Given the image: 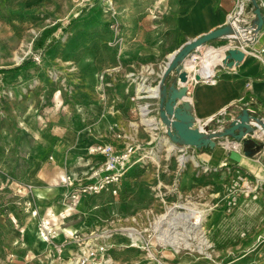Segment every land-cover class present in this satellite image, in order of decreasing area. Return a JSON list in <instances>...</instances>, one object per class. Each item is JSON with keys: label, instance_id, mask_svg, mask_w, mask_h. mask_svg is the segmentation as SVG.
<instances>
[{"label": "rangeland", "instance_id": "374dc122", "mask_svg": "<svg viewBox=\"0 0 264 264\" xmlns=\"http://www.w3.org/2000/svg\"><path fill=\"white\" fill-rule=\"evenodd\" d=\"M257 1L264 15V0ZM128 29L124 17L114 14L112 0H0V176L10 181L24 169L17 155L29 130V108L63 116L90 99L98 75L105 81L113 78L115 64L120 66L116 78L123 83L118 57ZM259 33L263 53L264 24ZM130 60L141 59L134 54ZM139 66L125 65L131 70L128 95L136 107H117L126 119L116 122L122 143L114 149L140 148L119 193L114 198L107 192L95 195L98 207L88 209L86 225L69 234L66 254L21 260L15 244L1 234L0 264L252 262L249 249L257 240L248 234L264 227V194H259L257 180L236 163L203 164L187 146L159 134L149 104L148 124L140 107L149 99L139 86ZM152 75L146 82L156 86ZM161 139L166 141L162 147ZM181 156L188 160L181 162ZM194 215L201 220L194 223Z\"/></svg>", "mask_w": 264, "mask_h": 264}, {"label": "crops", "instance_id": "0c3cea01", "mask_svg": "<svg viewBox=\"0 0 264 264\" xmlns=\"http://www.w3.org/2000/svg\"><path fill=\"white\" fill-rule=\"evenodd\" d=\"M112 4L114 14L118 12L124 17L130 32L129 38L120 44L122 54L118 57L125 72L123 83L116 78L120 66L115 64L110 69L113 78L105 81L98 75L90 99L81 100L77 107H69L63 116L51 114L48 117L46 113L40 114L36 107L29 108L25 116L29 130L20 139L17 155L18 165L24 169L10 181L0 176V235H8L21 260L66 254L69 234L73 236L86 225L84 214L88 209L98 207L96 198L99 196L91 195L81 197L70 210L67 199L69 186L64 179L86 175L102 164L105 155L95 150L98 145L115 147L122 143L117 138L120 132H116L115 127L120 117L125 121L126 115L123 111L122 116L117 107H136L132 96L128 95L127 87L131 81V70L128 69L132 65H140L139 73L145 82L153 80L152 74L158 82L171 55L189 40L227 23L237 25L235 27L239 31H242V26L248 29L254 18L251 0H112ZM240 5L244 9L238 15ZM259 34L242 31L240 37L249 41L240 45L229 36H221L199 46L188 57V61L194 62V68L184 69L189 72V81L193 83L187 98L196 118L195 125L207 126L209 130L223 129L243 109H247L250 116L264 121V52L260 53ZM231 47L245 51L244 57L233 64L224 58ZM134 54L141 59L137 63L130 60ZM209 54H216L211 65L206 61ZM197 71L202 74L198 81L193 78ZM209 73L214 76L213 82L204 80ZM146 97L152 116L159 120V126L154 128L168 137L158 117V98ZM148 135L147 141L151 133ZM246 137L263 143V147L259 149V145L250 143V151L255 153L247 155L242 142L235 141L232 136L217 138L214 147H187L199 162L209 166L236 163L257 180L261 187L259 194L262 195L264 131L259 127ZM232 149L241 155L239 161L230 157ZM89 201L93 203L91 208L87 205ZM50 213L54 215L50 216ZM46 218H50L57 229L56 234L49 238L39 232V224ZM248 237L257 242L249 249L252 262L243 264H264V227L250 231Z\"/></svg>", "mask_w": 264, "mask_h": 264}, {"label": "water", "instance_id": "95a60500", "mask_svg": "<svg viewBox=\"0 0 264 264\" xmlns=\"http://www.w3.org/2000/svg\"><path fill=\"white\" fill-rule=\"evenodd\" d=\"M254 6L253 22L247 27H240L243 32L250 31L256 34L264 24V15L261 6L257 0H251ZM229 36L237 45L243 42H248L249 39L241 38L240 31L232 23H227L217 29L209 31L193 40H189L180 47L165 65L158 83L156 85V93L154 97L158 98V117L165 126L166 134L170 141L181 146L214 147L216 139L226 136H232L235 141H241L243 150L247 155H253L255 151H250L249 144L259 145L263 147V143L256 142L251 137H246L248 134H254L256 129L261 127L264 131V121L250 116L247 109L235 118L229 125L219 130H209L207 126L200 127L195 125L196 118L192 112V105L187 96L193 86L192 81H189L188 71L184 69L191 66L194 68V62L188 61V57L194 53L199 46L221 37ZM245 55V51L240 47H231L228 53L225 54V60L230 59V63L240 61ZM192 63V64H188ZM195 80H201L202 74L197 71L193 74ZM185 98L180 103L179 99ZM159 122V121H158ZM157 125V123H156ZM230 157L234 160H240L241 155L235 149L230 150Z\"/></svg>", "mask_w": 264, "mask_h": 264}, {"label": "built area", "instance_id": "2783aa9c", "mask_svg": "<svg viewBox=\"0 0 264 264\" xmlns=\"http://www.w3.org/2000/svg\"><path fill=\"white\" fill-rule=\"evenodd\" d=\"M243 9V5H240L238 15L242 14ZM204 80L213 82L214 76L209 73ZM138 149H140L138 146L129 145L124 151H116L111 144L98 145L95 150L105 155L103 163L87 175L64 179L69 186L67 199L70 210L84 195H97L104 192L117 195L120 191L121 180L132 164L131 159ZM53 215L50 213V216ZM39 232L43 237L49 238L56 234L57 229L54 223H51L50 218H46L40 222Z\"/></svg>", "mask_w": 264, "mask_h": 264}, {"label": "bare ground", "instance_id": "6f19581e", "mask_svg": "<svg viewBox=\"0 0 264 264\" xmlns=\"http://www.w3.org/2000/svg\"><path fill=\"white\" fill-rule=\"evenodd\" d=\"M235 17V16H234ZM232 20H234L233 18H232ZM234 23V22H233ZM235 26H237V25H235ZM239 29V28H238ZM242 31H240V33H241ZM250 35V34H249ZM244 37V36H243ZM211 54V53H210ZM209 54V55H210ZM214 55H216V54H212V55H210V56H208L207 58H209V59H206V61L208 60L209 61V63H207L208 65H211V63H213L214 61H215V58H214ZM205 58V57H204ZM207 61V62H208ZM205 62V61H204ZM188 64H192V63H188ZM206 64V63H205ZM192 66H193V64H192ZM209 67V66H208ZM189 68H191V66H189ZM139 86H140V89L141 90H144V91H146L147 92V94L149 95V96H154L155 95V93H156V91H157V89H156V86L155 85H151V84H147L146 82H145V80H143V81H141V83L139 84ZM148 104H145L144 106H142V114H143V116H144V119L146 120V122L148 123V124H152V120L148 117H146L145 118V116L148 114V111H149V108H148V106H147ZM206 123V122H205ZM165 139H161V141L159 142V145H160V147H162L164 144H165ZM181 162H186L187 160H188V158L187 157H185V156H181ZM201 220V218H199V217H197L196 215H194V220H193V222L194 223H197L198 221H200Z\"/></svg>", "mask_w": 264, "mask_h": 264}, {"label": "trees", "instance_id": "16d2710c", "mask_svg": "<svg viewBox=\"0 0 264 264\" xmlns=\"http://www.w3.org/2000/svg\"><path fill=\"white\" fill-rule=\"evenodd\" d=\"M2 70H4V69H2Z\"/></svg>", "mask_w": 264, "mask_h": 264}]
</instances>
